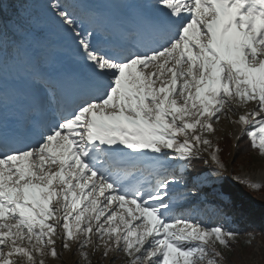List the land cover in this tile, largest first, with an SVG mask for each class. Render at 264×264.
I'll return each instance as SVG.
<instances>
[{
    "label": "snow or ice",
    "instance_id": "6c2138e0",
    "mask_svg": "<svg viewBox=\"0 0 264 264\" xmlns=\"http://www.w3.org/2000/svg\"><path fill=\"white\" fill-rule=\"evenodd\" d=\"M133 2L109 24L84 0H0V264L59 259L56 236L85 261L217 264L209 240L238 233L182 209L264 217L230 201L206 135L231 113L264 155V0ZM202 153L215 168L193 176Z\"/></svg>",
    "mask_w": 264,
    "mask_h": 264
},
{
    "label": "rangeland",
    "instance_id": "374dc122",
    "mask_svg": "<svg viewBox=\"0 0 264 264\" xmlns=\"http://www.w3.org/2000/svg\"><path fill=\"white\" fill-rule=\"evenodd\" d=\"M84 3L86 7L94 9L109 24H116L129 19L135 8L133 0H127V2H122V0H84ZM15 80V70L4 72V85L6 89H11L15 84ZM66 98L68 103L72 102L73 95L71 90L66 92ZM252 107L253 104L250 102L246 107L238 109V112L242 114ZM225 111H227V106ZM237 118L236 115H232L231 113H228L227 116L221 115L219 122L213 125L215 134L206 135L212 141L213 149L217 150L218 158L227 169L223 173L224 178H227L232 184L236 185L240 193H243L242 186L246 188L250 193L248 194L246 191L247 193L241 196L246 197V200L252 203L253 206L251 205L250 208L259 209L260 207H264V155L253 149L252 151H245L242 148L243 145L240 143L242 139H237L239 126L233 123ZM202 156L203 160H208L211 169L198 174L210 175L215 168V164L208 156V153H202ZM189 171L193 176L196 175L194 170L193 172L192 169ZM253 184L259 187L253 189L249 186ZM182 211L186 215L202 220L209 225L212 209L207 210V207L196 203L186 205ZM240 216L242 220L247 219L252 221L254 228L246 233H238L236 239L230 242L231 248L221 247L218 242L213 243L212 240H209V245L216 247L222 253V258H216L217 264H264V217L258 212L253 215ZM220 223L225 228L233 231L228 219H223ZM53 239L56 240L55 246L60 258L45 257V264H126V257L122 252H109L107 258H102V247L100 251L95 253L89 247L87 249L89 261H85L81 258L76 243L70 242V248L65 250L62 248L63 241L59 236L53 237Z\"/></svg>",
    "mask_w": 264,
    "mask_h": 264
},
{
    "label": "trees",
    "instance_id": "16d2710c",
    "mask_svg": "<svg viewBox=\"0 0 264 264\" xmlns=\"http://www.w3.org/2000/svg\"><path fill=\"white\" fill-rule=\"evenodd\" d=\"M33 10L36 12L40 11V6L37 3L34 7ZM10 54L6 51L5 52V68H4V72H8V71H14L15 69L12 67V63L11 60L9 58ZM242 148L245 151H252V148L249 146V140L247 138H244L240 141ZM193 165L194 167L192 168V172L193 170L195 171V173H203L208 171V169H211V167L209 166V164H205L203 159H199V160H194L193 161ZM191 170V169H190ZM226 180V185L228 187V189L231 192V196L229 197L230 201L234 202L235 205L237 207L243 206V207H250L252 205V203L248 202L246 199V197H242V194H246L248 192V194L250 193L246 188H244L243 186L241 187V189H243V193L239 192L238 187H236V185L232 184V182L230 180H228L227 178H225ZM247 191V192H246ZM211 200V198H210ZM200 206L203 207H207L208 209H212V214L210 215L209 219V226H215V225H223L221 224V220L223 219H228L230 227H232L233 231L236 233H246L247 231H249L250 229H253L254 225L252 223V221L250 220H242L240 217V215L238 214H231L227 217L224 216H220L215 212V204L211 203V202H207L203 205L200 204ZM253 206V205H252ZM229 227V226H227Z\"/></svg>",
    "mask_w": 264,
    "mask_h": 264
}]
</instances>
